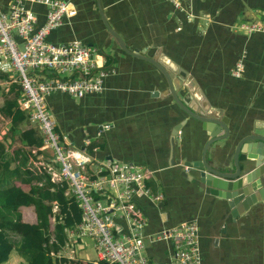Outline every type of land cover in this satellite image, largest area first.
I'll return each instance as SVG.
<instances>
[{
    "label": "crops",
    "instance_id": "0c3cea01",
    "mask_svg": "<svg viewBox=\"0 0 264 264\" xmlns=\"http://www.w3.org/2000/svg\"><path fill=\"white\" fill-rule=\"evenodd\" d=\"M11 1L0 0V9L6 10ZM69 1L76 8V16L51 32L48 41L84 43L94 50L98 63L113 69L115 75L104 80L99 94L82 99L59 92L51 94L48 109L58 128L69 134L76 147L85 139L93 141L92 145L99 149L97 159H116L155 171L154 179L146 185L163 195L160 208L145 198L137 200L147 218L148 236H154L163 227L195 221L202 264H264V207H255L232 221L224 200L206 194L194 182L181 177L183 162L200 159L205 142L201 124L185 116L164 95V76L138 57L157 61L167 56L174 61L196 80L211 108L227 118L228 126L241 127V131L248 124L264 120V35H244L235 26L245 20H263L264 0H180L185 12L175 10L164 0ZM33 10L43 12L37 6ZM105 25L138 56L120 50L109 39ZM242 52L247 55L244 73L234 79L231 70ZM0 75L7 76L0 80L1 108L10 87L16 83L5 91L4 82L14 74ZM0 116L4 118L0 122L5 124L0 126V142L5 147L6 159L11 161L10 169H14L18 165L16 158L27 147L20 144L19 134L38 131L26 118L12 135L10 119L1 111ZM101 124H110L111 128L95 139L96 126ZM178 124L180 130L173 132ZM235 144L236 141L230 143L218 153L210 148L207 159L218 163L215 161L222 158V168L232 171ZM19 185L24 191L29 188ZM20 211L25 223H36L32 208L22 207ZM81 244L70 249L64 246L53 258L58 262L64 260L63 264L71 258L77 263L91 264L93 260L87 251H95L93 240L84 238ZM146 255L155 261H167L162 246L153 248L146 242ZM5 264L24 261L12 253Z\"/></svg>",
    "mask_w": 264,
    "mask_h": 264
},
{
    "label": "built area",
    "instance_id": "2783aa9c",
    "mask_svg": "<svg viewBox=\"0 0 264 264\" xmlns=\"http://www.w3.org/2000/svg\"><path fill=\"white\" fill-rule=\"evenodd\" d=\"M164 1L185 12L180 0ZM34 6L43 12L34 11ZM76 14L69 0H12L6 10L0 9V72L14 74L3 87L7 91L9 85H19L18 107L42 142L32 149L35 159L31 164L52 184L64 186L63 200L74 202L80 210L79 223L65 229V247H80L84 238L92 239L96 261L91 264H202L195 221L163 227L154 236L145 233L147 218L137 200L145 198L160 208L164 199L146 185L154 179L155 171L116 159H97L99 149L91 147L93 141L85 139L76 147L67 133L57 131L47 104L51 94L59 92L74 99L99 94L104 80L115 75L113 69L98 63L94 50L84 43L48 41L51 32ZM235 28L244 35H264V19L245 20ZM245 53L231 70L234 78L242 76ZM0 120L4 118L0 116ZM110 128V124L96 126L95 139ZM33 185L42 186V182ZM49 205L52 213H57L58 203ZM146 242L152 246L162 243L167 261H151ZM67 264L76 261L71 258Z\"/></svg>",
    "mask_w": 264,
    "mask_h": 264
},
{
    "label": "water",
    "instance_id": "95a60500",
    "mask_svg": "<svg viewBox=\"0 0 264 264\" xmlns=\"http://www.w3.org/2000/svg\"><path fill=\"white\" fill-rule=\"evenodd\" d=\"M105 27L110 35L109 39L120 50L138 56L128 50L110 28L106 25ZM138 57L154 65L164 76L167 85L164 95L169 96L185 116L201 124L205 142L200 159L183 162L179 173L181 177L194 182L206 194L224 200L227 215L232 221H236L255 207H264V120L248 124L241 131V127H229L227 118L221 117L211 108L196 80L174 61L169 60L167 56L157 61L143 55ZM180 128L181 124H178L173 132L177 133ZM234 141L236 144L232 171L222 168V158L215 161L218 163L209 162L207 153L210 148L213 147L218 153ZM214 164L220 165L219 168Z\"/></svg>",
    "mask_w": 264,
    "mask_h": 264
},
{
    "label": "trees",
    "instance_id": "16d2710c",
    "mask_svg": "<svg viewBox=\"0 0 264 264\" xmlns=\"http://www.w3.org/2000/svg\"><path fill=\"white\" fill-rule=\"evenodd\" d=\"M246 57L247 55L242 60L243 73ZM6 77L0 75L2 79ZM19 92V86L13 84L0 108L1 113L12 123L10 129L12 135L20 124L26 122V115L18 109ZM57 131L62 132L58 126ZM37 133L28 130L19 134L20 144L24 143L28 149L24 148V152L21 151L20 157L16 158L18 165L14 169H10L11 161L6 159L5 147L0 142V264L7 263L12 253H16L24 264L65 263L64 260L56 261L51 254L59 252L65 246V229L72 228L80 221V210L77 205L74 202L66 204L63 200L64 186L52 184L48 177L36 173L33 169L31 161L35 157L31 151L42 144ZM34 182H42V186L33 185ZM19 184L28 185V190L24 191ZM53 201L57 202L59 207L55 214L49 205ZM22 207L32 208L36 217L35 224L24 222L20 211ZM157 246L164 248L162 243L152 247ZM150 260L157 263L165 261H155L152 258Z\"/></svg>",
    "mask_w": 264,
    "mask_h": 264
},
{
    "label": "rangeland",
    "instance_id": "374dc122",
    "mask_svg": "<svg viewBox=\"0 0 264 264\" xmlns=\"http://www.w3.org/2000/svg\"><path fill=\"white\" fill-rule=\"evenodd\" d=\"M0 73H1V72H0ZM9 76H10V75H9ZM0 80H2V78H0ZM1 95H2V94L0 93V97H1ZM4 125H5L4 123H1V122H0V126L4 127ZM2 127H1V128H2ZM2 129L4 130V128H2ZM30 212H31V211H30ZM24 215L27 216L26 213H24ZM27 217H28V216H27ZM27 217H26V218H27ZM26 218H24V219H26ZM51 224H53V221H51ZM51 226H52V225H51ZM87 254L89 255V257H90L91 260L96 261L95 251L88 250V251H87Z\"/></svg>",
    "mask_w": 264,
    "mask_h": 264
}]
</instances>
